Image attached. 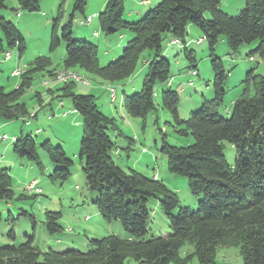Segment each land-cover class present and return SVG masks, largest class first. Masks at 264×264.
I'll use <instances>...</instances> for the list:
<instances>
[{
  "label": "trees",
  "instance_id": "16d2710c",
  "mask_svg": "<svg viewBox=\"0 0 264 264\" xmlns=\"http://www.w3.org/2000/svg\"><path fill=\"white\" fill-rule=\"evenodd\" d=\"M17 1L21 10L40 9L41 0ZM6 3L7 0H0V9L6 8ZM86 4L87 0H75L73 12L60 34L58 17L54 19L51 50L64 40L65 70H83L111 83L130 77L143 53L153 51L154 55L146 60L148 73L142 89L123 100L124 109L133 117L145 119L148 113L156 111V86L170 80L171 64L163 52L164 34L169 32L172 40L185 42L191 24L203 32L215 73L214 98L205 100L199 110L182 119L179 93L176 90L161 93L162 105L180 127L178 132L193 138V143L187 146L171 145L164 139L161 152L167 157L170 172L188 178L192 195L200 199L199 206L197 209L181 206L178 193L155 175L147 176L134 169L127 172L118 166L112 156L117 144L109 132L119 130L116 118L100 110L94 95L76 92L78 81L57 79L63 82L57 87L62 91L61 96L70 98L73 108L82 116L81 156L86 158L83 172L89 190L97 193L95 204L106 221L119 220L126 234L92 238L87 251H42L34 244L35 236L26 235L20 243L0 246V264H126L128 259L138 264H187L194 258L200 264H216L219 247L227 246L239 248L244 264H264V75L256 74L255 69L247 73L242 95L233 103L231 116L224 117L219 108L224 102L229 73L214 53L220 36H224L231 54L244 44L258 41L256 50L264 55V0H245L236 15L225 12L221 0H161L137 21L124 20V0H107L104 10L98 14L102 33L111 36L128 29L133 38L119 58L106 65L100 63L97 44L73 36L75 14L84 13ZM0 30V53L17 48L22 56L26 42L17 25L1 16ZM187 56L190 68L199 74L194 54L187 52ZM51 63L49 57L39 56L21 71L17 88L6 91L0 85V119L11 121L30 116L20 98L31 86L35 73L46 70L54 74L55 70L48 69ZM49 91L54 92V88ZM36 95L41 100V94ZM13 141V150L18 156L35 160L42 166L35 137L21 135ZM225 142L236 149L234 166L226 160ZM40 146L51 161L62 165L50 177L67 180L73 161L63 147L54 146L50 141ZM12 183L9 169L0 168V199L14 198ZM151 198L159 199L171 230L166 235L147 239ZM61 215L60 211L46 212L51 234L63 231ZM186 243L193 244L194 250L182 255Z\"/></svg>",
  "mask_w": 264,
  "mask_h": 264
},
{
  "label": "rangeland",
  "instance_id": "374dc122",
  "mask_svg": "<svg viewBox=\"0 0 264 264\" xmlns=\"http://www.w3.org/2000/svg\"><path fill=\"white\" fill-rule=\"evenodd\" d=\"M140 1L124 0V20L137 21L147 15L149 11L141 17H136ZM152 1L154 8L161 0ZM74 3L75 0H41L39 10L27 11L19 9L17 0H7V7L0 9V17L14 22L26 42V50L22 56L17 48L10 50L11 60H5L4 52L0 53V85L6 91L17 88L21 77L12 76V70L29 68L39 56L49 57L52 63L48 69L55 70L54 74L45 70L33 75L31 86L20 98L28 107L30 116L27 119L23 117L11 121L0 119V136L4 134L8 136V139H0V168L9 169L14 190L13 199H0V246L17 244L22 242L26 235H34V244L42 251L48 249L87 251L90 249L89 242L92 238L126 234L119 220L106 221L95 204L97 193L89 190L83 172L86 158L81 156L82 116L73 108L71 99L61 96L62 91L57 88L63 83L57 80L56 74L65 70L66 42L61 40L60 44L51 50L54 19L58 17L57 32L60 34L61 27L69 21ZM106 3L107 0H87L84 13L76 12L73 25L74 38L89 40L98 45V57L102 65L118 59L124 47L133 38V33L128 29L111 36L102 33L98 14L104 10ZM225 9L227 10V7ZM225 9L223 8L229 13ZM236 12L229 14L236 15L240 11ZM131 14L136 15L131 17ZM192 27V32L187 35L185 42L175 43L169 32L164 34L163 52L171 64L170 80L156 86L157 110L148 113L145 119L130 116L123 107V100L125 96H131L142 89L148 73L146 60L154 55L153 51L146 50L143 53L135 72L130 77L113 83L83 70L75 68L73 70L89 82L76 80L78 82L75 91L94 95L100 110L116 118L119 130L109 132L117 144L112 151L117 165L127 172L134 169L151 177L157 174L169 188L178 193L181 206L197 209L200 199L192 195L188 178L170 172L167 157L161 152L164 139L169 144L177 146L193 143L191 135L185 136L178 132L180 127L175 124L170 111L162 105L161 93L164 90H176L179 93V113L182 119L199 110L205 100H211L215 96L212 84L215 73L210 46L207 40L198 43L199 37H204L203 32L195 25ZM95 31L98 32L96 36ZM0 35L2 36L1 30ZM170 39L171 41H168ZM258 44V41L244 44L235 54H231L225 37L219 38L214 53L222 59L224 68L229 73L225 83L226 95L219 108L220 114L224 117L231 116L228 110L242 95L247 73L255 69L256 74L264 75V55L256 50ZM187 52L194 54L199 74L190 68ZM56 85L58 86L54 88L53 94L50 93L49 88ZM114 89L116 98L111 96V90L114 93ZM37 93L42 95V101L39 100ZM36 114L37 116H34ZM38 130L40 132H37ZM21 135H32L36 138L38 155L43 167L38 165L37 161L18 156L14 152L13 139ZM46 141H50L54 146L61 145L66 156L73 161L70 167L71 175L67 180L50 177L56 169L62 168V165L51 161L48 153L40 146ZM224 154L228 163L234 166L237 152L230 142H225ZM35 179L38 182L37 188H41L42 192H30L27 189V185ZM20 196L22 198H19ZM148 207L151 210V218L149 232L145 238L168 234L171 230L169 220L160 208L159 199L151 198ZM178 209L175 212H178ZM47 211L62 213L59 221L64 227L63 231L55 234L48 231ZM12 232L14 236L11 235ZM193 250L194 245L186 243L181 254L186 255ZM126 264L138 262L128 259ZM187 264L200 262L194 258ZM216 264H244V261L238 247L227 246L219 247Z\"/></svg>",
  "mask_w": 264,
  "mask_h": 264
},
{
  "label": "crops",
  "instance_id": "0c3cea01",
  "mask_svg": "<svg viewBox=\"0 0 264 264\" xmlns=\"http://www.w3.org/2000/svg\"><path fill=\"white\" fill-rule=\"evenodd\" d=\"M159 1V0H158ZM141 2V3H140ZM139 2V4H140V6L138 7V9H136V11H137V16L136 17H141L142 15H144L147 11H150L151 9H152V5H153V1L152 0H141ZM221 3H222V7L225 9V7H227V10L226 11H228L229 13H232V12H234V11H240V9H242V7H244V3H245V0H221ZM236 12V13H237ZM133 15H136V14H131V17H133ZM193 26V24H191L190 26H189V28H188V34L190 33V31L192 32V27ZM94 35L96 36V35H98V32L97 31H95L94 32ZM122 35V34H121ZM199 38H201V37H199ZM168 41H171V39L170 40H168ZM119 45V44H118ZM173 45V44H172ZM12 59V55H11V58L10 59H8V60H11ZM13 71V70H12ZM11 75H12V72H11ZM58 85H56V86H54L53 88H55V87H57ZM50 92V91H49ZM40 99H41V101L43 100V98H42V95L40 96ZM60 102H61V104L63 103L61 100H60ZM231 110V108L228 110V111H230ZM35 116H37V114L35 115ZM155 175H157V174H155ZM157 177H159L158 175H157ZM35 180H37V179H35ZM34 181V180H33Z\"/></svg>",
  "mask_w": 264,
  "mask_h": 264
},
{
  "label": "built area",
  "instance_id": "2783aa9c",
  "mask_svg": "<svg viewBox=\"0 0 264 264\" xmlns=\"http://www.w3.org/2000/svg\"><path fill=\"white\" fill-rule=\"evenodd\" d=\"M204 39H205L204 37L200 38V39L198 40V43L203 42ZM173 42L176 43V42H179V40L174 39ZM11 55H12V52H11V51H6V52H4V59H5V60L10 59V58H11ZM251 58H253V57H251ZM16 73H19V68H16V69H14V70L12 71V76H15V77H16ZM72 80H74V77H73ZM66 81H70V80H65V81H63V82H66ZM111 91H112L111 96H113V90H111ZM37 132H40V130H38ZM1 139H2V140L5 139V134L3 135V137H1ZM27 189H28L30 192H38V193L41 192V189H40V188H37V180H34V181H32L30 184H28V185H27Z\"/></svg>",
  "mask_w": 264,
  "mask_h": 264
},
{
  "label": "bare ground",
  "instance_id": "6f19581e",
  "mask_svg": "<svg viewBox=\"0 0 264 264\" xmlns=\"http://www.w3.org/2000/svg\"><path fill=\"white\" fill-rule=\"evenodd\" d=\"M21 71H22V69H19V73H16V75H20ZM57 77H58V80H60V81L70 80V79H73V77H74V80H81L84 83H89L88 80L83 78L82 75L80 76L77 72H74V71H71V70H63V71H61L58 74ZM114 97H115V94H113V98ZM6 137L7 136L5 135V138Z\"/></svg>",
  "mask_w": 264,
  "mask_h": 264
}]
</instances>
